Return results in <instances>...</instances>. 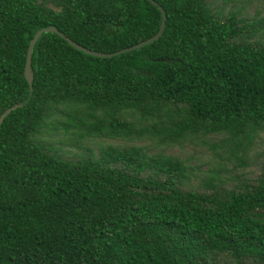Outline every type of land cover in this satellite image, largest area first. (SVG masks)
Instances as JSON below:
<instances>
[{"label":"trees","instance_id":"obj_1","mask_svg":"<svg viewBox=\"0 0 264 264\" xmlns=\"http://www.w3.org/2000/svg\"><path fill=\"white\" fill-rule=\"evenodd\" d=\"M0 0V264H264V16L220 0ZM80 150L66 156L59 146ZM206 144L191 164L168 148ZM95 145V147L93 145ZM201 164L205 168L201 167Z\"/></svg>","mask_w":264,"mask_h":264},{"label":"rangeland","instance_id":"obj_2","mask_svg":"<svg viewBox=\"0 0 264 264\" xmlns=\"http://www.w3.org/2000/svg\"><path fill=\"white\" fill-rule=\"evenodd\" d=\"M225 0H220L219 3H223ZM225 11L228 10H239L241 14H246L247 16L260 17L264 16V0H226ZM264 135V134H263ZM55 146H59L60 151L64 152L66 156H76L80 154V150L69 145H62L57 141L49 140ZM93 145V144H92ZM95 147V145H93ZM264 147V136L263 140H258L255 149L261 150ZM167 153H174L182 158L189 159L191 164H200L206 159H211L212 151L209 149L208 145L197 144V143H184L182 147L168 148ZM202 168H205L201 164Z\"/></svg>","mask_w":264,"mask_h":264},{"label":"water","instance_id":"obj_3","mask_svg":"<svg viewBox=\"0 0 264 264\" xmlns=\"http://www.w3.org/2000/svg\"><path fill=\"white\" fill-rule=\"evenodd\" d=\"M151 1L152 3H154L155 5H157L161 11V23H160V26L157 30V32L155 34H153L152 36L142 40V41H139L131 46H127V47H124L122 49H118L116 51H113V52H103V51H96V50H92V49H89L77 42H75L74 40H72L69 36L65 35L63 32L59 31L55 26L53 25H49V26H46V27H43V28H40L38 29L33 37L30 39L29 41V45H28V49H27V52H26V60H25V67H24V77L25 79L27 80L28 84H29V88L30 90L33 89L32 87V83H33V79H34V72H33V69H32V52H33V48H34V45L36 43V41L38 40V38L40 37V35L42 33H46V32H54V33H57L59 36H61L62 38H64L71 46H73L74 48L86 53V54H89V55H93V56H97V57H112V56H115V55H119L121 53H125V52H129V51H132L134 49H137V48H140L144 45H148L152 42H154L155 40H157L161 34L163 33V30L165 28V21H166V13H165V10L164 8L159 5L155 0H149ZM23 105V102H20V103H15L13 104L12 106H9L8 108H6L1 114H0V125L2 124L4 118L12 111V110H15L16 108L18 107H21Z\"/></svg>","mask_w":264,"mask_h":264}]
</instances>
